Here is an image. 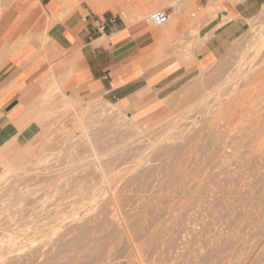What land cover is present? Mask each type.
<instances>
[{"label": "rangeland", "instance_id": "obj_1", "mask_svg": "<svg viewBox=\"0 0 264 264\" xmlns=\"http://www.w3.org/2000/svg\"><path fill=\"white\" fill-rule=\"evenodd\" d=\"M214 19L169 18L182 65ZM219 38L145 120L38 84L0 145V264H264V83L239 96L264 68V1Z\"/></svg>", "mask_w": 264, "mask_h": 264}, {"label": "crops", "instance_id": "obj_2", "mask_svg": "<svg viewBox=\"0 0 264 264\" xmlns=\"http://www.w3.org/2000/svg\"><path fill=\"white\" fill-rule=\"evenodd\" d=\"M263 1L0 0V145L26 121L41 93L39 83L46 90L64 82L78 97L105 93L134 120L147 119L170 89L217 57L219 35L250 18ZM192 9L215 14L214 25L228 20L204 47L193 50L194 68L178 60L185 55L177 43L185 36L145 19L165 11L178 20ZM110 17L116 20L102 35H88L94 21Z\"/></svg>", "mask_w": 264, "mask_h": 264}, {"label": "built area", "instance_id": "obj_3", "mask_svg": "<svg viewBox=\"0 0 264 264\" xmlns=\"http://www.w3.org/2000/svg\"><path fill=\"white\" fill-rule=\"evenodd\" d=\"M146 21L153 27H162L169 22V16L165 11H155L151 12L146 16ZM115 17H110L109 19L99 22L94 21L88 28V35L90 37L95 35H102L108 27H110L115 22ZM105 96V93L102 94ZM116 100V97H113Z\"/></svg>", "mask_w": 264, "mask_h": 264}, {"label": "bare ground", "instance_id": "obj_4", "mask_svg": "<svg viewBox=\"0 0 264 264\" xmlns=\"http://www.w3.org/2000/svg\"><path fill=\"white\" fill-rule=\"evenodd\" d=\"M210 6V5H209ZM207 8V7H206ZM204 8V9H206ZM207 10H205L204 12H206ZM203 12V10H202ZM221 18V17H220ZM228 19V18H227ZM226 21V20H225ZM167 25V24H166ZM165 25V26H166ZM163 28V27H162ZM193 32V31H192ZM191 32V33H192ZM264 57V56H263ZM261 61V59H260ZM264 62V61H263ZM264 64V63H263ZM262 65V64H261ZM260 65V66H261ZM253 69V68H252ZM251 69V71H252ZM249 72V71H248ZM252 73V72H251ZM45 81V80H44ZM264 83V68L263 67H257L256 69H254L253 74L247 78L245 85L243 86V91L240 93V97L244 96L245 94L247 95L249 92L254 91L256 89V87H258L259 85ZM45 84V83H44ZM222 88V87H221ZM245 95V96H246ZM107 105V104H106ZM107 107L109 108V112H118V108L115 109L116 107L112 106L111 104H108ZM103 112V111H102ZM129 119H131V117L129 116ZM11 167V166H10ZM10 169V168H9ZM12 169V168H11ZM6 171V170H5ZM8 171V169H7ZM6 171V172H7ZM13 171V170H12ZM5 172V173H6ZM10 173L7 172L6 175ZM5 175V177H6ZM4 176V175H3ZM3 177V178H5Z\"/></svg>", "mask_w": 264, "mask_h": 264}]
</instances>
